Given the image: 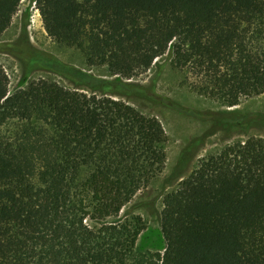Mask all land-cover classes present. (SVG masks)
Returning a JSON list of instances; mask_svg holds the SVG:
<instances>
[{
	"label": "trees",
	"instance_id": "obj_1",
	"mask_svg": "<svg viewBox=\"0 0 264 264\" xmlns=\"http://www.w3.org/2000/svg\"><path fill=\"white\" fill-rule=\"evenodd\" d=\"M21 1L0 0V35ZM35 6L49 38L109 78L25 45L27 72L61 69L74 89L38 79L9 93L0 67V264H264V138L200 159L163 197L162 254H136L143 222L121 215L166 165L162 124L127 101L171 103L154 84L128 80L167 54L172 69L190 74L194 93L221 106L264 95V0ZM194 113L227 125L246 118Z\"/></svg>",
	"mask_w": 264,
	"mask_h": 264
},
{
	"label": "rangeland",
	"instance_id": "obj_2",
	"mask_svg": "<svg viewBox=\"0 0 264 264\" xmlns=\"http://www.w3.org/2000/svg\"><path fill=\"white\" fill-rule=\"evenodd\" d=\"M35 0H22L17 13L13 16L9 28L0 35V67L8 79V91L12 93L25 88L28 82L45 79L59 85L74 89L73 84L64 76L66 71L57 69L41 70L34 67L27 72L24 62L23 46L37 52L54 56L62 64L73 69L103 79L109 78L104 67H88L83 54L74 48L56 44L49 38L43 28L39 15L37 29L32 23L35 18ZM58 72V73H57ZM185 72L170 67L167 54L157 59L149 71L140 77L128 80V83L151 86L167 101H148L132 97L127 104L135 107L145 115L157 118L165 132L166 141L163 150L166 154V165L162 174L153 180L147 188L139 191L124 208L122 217H138L144 225L135 244V253H160L165 249L161 232V213L163 197L176 189L182 180L194 170L198 161L207 155L219 152L234 142H244L249 137L264 138V95L249 100H242L233 108L221 106L218 102L194 93L190 87L191 77ZM112 79V78H111ZM179 107V108H175ZM246 116L241 124L227 125L215 121L197 119L194 112H209L218 120L221 114L228 112ZM258 117V119L256 118Z\"/></svg>",
	"mask_w": 264,
	"mask_h": 264
},
{
	"label": "bare ground",
	"instance_id": "obj_3",
	"mask_svg": "<svg viewBox=\"0 0 264 264\" xmlns=\"http://www.w3.org/2000/svg\"><path fill=\"white\" fill-rule=\"evenodd\" d=\"M35 18H37L36 21H34V19H33L32 23L34 25V28L37 29V26L39 25V21H40L39 19L40 18L38 15H35Z\"/></svg>",
	"mask_w": 264,
	"mask_h": 264
},
{
	"label": "built area",
	"instance_id": "obj_4",
	"mask_svg": "<svg viewBox=\"0 0 264 264\" xmlns=\"http://www.w3.org/2000/svg\"><path fill=\"white\" fill-rule=\"evenodd\" d=\"M34 5H35V1H34ZM35 10H36V13H35V15H38L39 14V12H38V10L36 9V6H35ZM38 13V14H37ZM39 16V15H38Z\"/></svg>",
	"mask_w": 264,
	"mask_h": 264
}]
</instances>
